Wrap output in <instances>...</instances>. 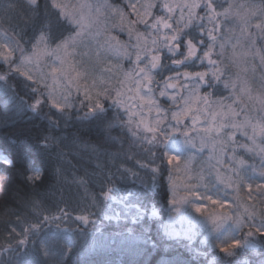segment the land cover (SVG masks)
<instances>
[{"label":"snow or ice","instance_id":"1","mask_svg":"<svg viewBox=\"0 0 264 264\" xmlns=\"http://www.w3.org/2000/svg\"><path fill=\"white\" fill-rule=\"evenodd\" d=\"M234 7L228 0H0V29L8 25L0 37V93L18 111L41 120L0 147V193L5 206L16 205L6 211L17 217L5 226L0 264H72L73 257L75 264H108L95 259V242L77 246L78 237L95 226V213L63 197L48 206L41 192L62 174L64 153L58 146L66 137L57 133L71 121L88 125L85 134L95 143L82 141L84 147L103 149L110 161L97 165L91 208L117 221L120 229L110 234L111 246L142 257L133 264H150L146 258L160 246L161 236L191 242L200 235V243L212 248L204 252V264H264V78L254 95L248 81L230 71L248 56L259 57L264 69V0L242 5L243 14ZM102 10L120 17L113 27L128 37L127 43L117 37L105 41L112 48L115 40L119 47L112 50L129 64L115 66L119 86L103 79L88 84L86 69L64 67ZM52 56L60 66H50L49 85L47 74L32 68ZM58 74L67 81L62 91L56 87ZM80 78L83 86L74 83ZM206 148L208 159L220 166L214 180L203 171L192 174L194 156L186 155ZM129 159L144 176L123 167ZM173 170L184 173L183 195ZM129 175L138 186L136 200L121 198L116 202L122 210H112L115 181ZM153 191L163 200L160 210L152 203ZM152 218L159 221L155 232L147 222ZM197 225H210L207 235L197 232Z\"/></svg>","mask_w":264,"mask_h":264},{"label":"trees","instance_id":"2","mask_svg":"<svg viewBox=\"0 0 264 264\" xmlns=\"http://www.w3.org/2000/svg\"><path fill=\"white\" fill-rule=\"evenodd\" d=\"M115 3V0H111ZM110 1V2H111ZM254 4H261L262 0H246ZM117 3V2H116ZM226 5V4H225ZM3 28L8 29L3 25ZM116 32H113L114 35ZM30 34V32H29ZM27 39V37H25ZM128 40L124 43H127ZM23 43V42H22ZM125 64V63H124ZM13 86L16 85V81H10ZM20 95L23 92L19 88L16 89ZM41 120L36 119L31 113H23L17 110V108L10 102L9 98L0 93V147H7L10 144V140H14L17 136L26 130L34 129L39 127ZM62 127H64L62 125ZM88 125L78 124L76 121H71L67 126L66 130L57 135H63L66 137L64 142L58 147L64 153L62 157V174L57 177L56 181H53V187L50 189H41L42 193H46L44 196V202L51 206L54 202L59 201L61 197L64 199H70L73 207L84 208L88 206L91 211L95 213L93 219H95V226H90L88 235H81L78 237L77 246L79 247L85 241L92 243L95 242L98 249V254L95 256L96 260H107L108 264H133V261H139L142 259L140 256L133 257L126 252L120 251L118 248L111 246L110 234L114 235L115 232L119 231L120 225L115 219L105 218V213L101 209L91 208L93 203L92 196L98 191V188L94 183V174L98 173L99 169L97 165H105L110 163L108 157L104 155L103 149L93 151L90 147L85 148L82 141H91L95 143V137L86 135ZM146 162V161H141ZM158 163V162H157ZM123 167L132 169L133 171L139 172L141 176L145 173L136 167V160L129 159ZM134 177L129 175L125 180L121 181L117 179L115 181V200L112 202L111 209L115 211H121L122 206L118 204L121 198H125L128 202H135L136 193L138 192V186H134ZM129 190L133 195L129 196ZM246 192V191H245ZM245 192L241 195L242 198L247 201ZM154 197L152 203L155 204L158 210L162 209L163 200L160 195H157L155 191L151 193ZM60 207H64L63 204ZM7 209H15V204H8L5 206L2 193H0V245L6 243L7 233L5 232V226L8 225L9 221H15L16 216L10 215L6 211ZM31 209L25 212L27 215ZM54 211V209H53ZM78 213H73L76 215ZM107 215L111 216L112 211L110 210ZM161 215L166 220L167 212L162 211ZM153 232L159 226V221L156 218H152L147 221ZM124 221H121V224ZM67 225H61L66 227ZM131 226V225H130ZM55 227V225H51ZM185 228L187 227L184 226ZM207 227L201 228L199 225L196 226L197 232H202L207 235ZM227 227V225H225ZM180 229V228H179ZM19 230V229H17ZM203 235L198 236L193 241L189 242L182 236L177 239L175 237H160V246L151 252L146 258L150 261V264H204V252H212L210 244H201ZM15 243V242H14ZM201 255H197V252ZM245 250H240L243 253ZM91 256V254H89ZM211 260V255L208 256ZM76 258L73 257L72 264H75Z\"/></svg>","mask_w":264,"mask_h":264},{"label":"rangeland","instance_id":"3","mask_svg":"<svg viewBox=\"0 0 264 264\" xmlns=\"http://www.w3.org/2000/svg\"><path fill=\"white\" fill-rule=\"evenodd\" d=\"M111 0H109V3H113ZM72 4H80V3H91L96 4L97 0H69ZM119 4L121 0H115V3ZM229 3H232L235 7L233 9V12H240L243 14L247 9L242 8V5H249L254 4L251 2H248L246 0H228ZM259 5V4H256ZM227 4L225 5V7ZM95 15V11L93 13ZM98 23L94 25L90 30L89 33H86L83 39V42L78 44V46L75 49V54L68 57V61L64 65L65 69H68L69 64H73L76 66L78 71H85L87 70L88 74V80L87 83L91 84L93 79H96L97 81L103 79V80H111V83L114 86H119L117 82V77L119 74L115 72V66L117 65H123L125 69L129 67V64L126 60H123L119 55H117L112 48L119 47V45L116 44L115 40L111 41L112 48H109L108 45L105 43L106 40L110 37H117L119 41L126 42L128 40V37L126 33H121L119 31V28L113 27V25H117L121 23V19L119 16H115L110 11H104L102 10L99 13ZM255 22V21H253ZM5 27L8 28V25L5 24ZM233 27L235 28V34L239 35V26L234 24ZM3 29H0V37L3 35ZM19 31V29H17ZM113 32H116L114 35ZM235 41H233L234 43ZM55 47V45H53ZM259 47V45H258ZM71 51V49H70ZM242 51V49H237V52L239 53ZM232 49L231 46L228 47L225 55L226 57L231 56ZM62 54V53H61ZM247 62H245L244 59H242L239 63V66H232L230 67V71L234 74H239L241 79H246L250 85V87L253 89V94H257L262 83V78H264V69H261L259 67V57H256L255 60L251 56H248L245 58ZM125 63V64H124ZM57 66L59 67V61L56 60L55 56L52 57H45L43 61L39 64L38 67L32 68L33 72H38L40 70H43L45 74H47V83L49 85L53 84V79L50 74V66ZM112 68L113 71L109 72L108 69ZM253 68H255V71H253ZM72 76L75 75V73H70ZM122 78V77H120ZM57 89L58 91H62L67 81L60 76L57 75ZM74 83H79L81 86L85 84V80L83 78H80L78 81H74ZM227 95V93H225ZM75 98V92L74 96ZM242 154V153H241ZM186 155H193L194 158L192 160V174H198L201 171H203V174L206 178H211L214 180L215 178V171L214 168L220 167L216 164L215 159L209 160V150L206 148L203 152V154L198 153H187ZM249 163H259V159L256 158L255 160H252L251 158L245 157ZM181 168H183V160L181 163ZM221 171L223 169L221 168ZM174 178L177 181L178 184V195H183V183H184V173L181 171L179 174H176L173 170L172 172ZM246 191V190H245ZM244 192L241 193V195ZM243 196V195H242ZM209 211L211 209L209 208ZM193 215L199 217L200 214L193 213ZM187 222L183 226H186ZM209 226V225H208ZM175 227L177 229L181 228V223L179 220L176 221ZM207 227V226H206ZM19 231V230H17Z\"/></svg>","mask_w":264,"mask_h":264}]
</instances>
